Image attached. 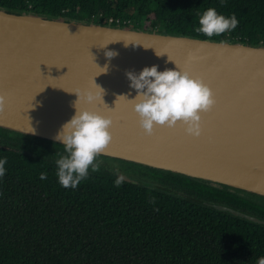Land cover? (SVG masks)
Returning <instances> with one entry per match:
<instances>
[{
  "label": "trees",
  "instance_id": "trees-1",
  "mask_svg": "<svg viewBox=\"0 0 264 264\" xmlns=\"http://www.w3.org/2000/svg\"><path fill=\"white\" fill-rule=\"evenodd\" d=\"M239 20L211 38L196 29L208 8ZM0 8L48 18L264 46V0H0ZM110 19L114 22L110 23ZM120 20V23H117ZM0 264H257L264 225L220 212V204L264 220L225 186L166 172L191 198L99 169L75 189L60 185L62 145L0 128ZM46 179H40L41 173ZM264 200V199H263Z\"/></svg>",
  "mask_w": 264,
  "mask_h": 264
},
{
  "label": "water",
  "instance_id": "water-1",
  "mask_svg": "<svg viewBox=\"0 0 264 264\" xmlns=\"http://www.w3.org/2000/svg\"><path fill=\"white\" fill-rule=\"evenodd\" d=\"M107 51L117 55L108 58ZM175 63L215 94V106L201 114L198 138L179 122L145 135L134 111L137 91L126 72L152 66L179 71ZM84 90L101 99L77 107L113 120V140L99 156L264 198V46L0 8V94L7 100L1 129L63 146L55 137L75 115ZM207 205L264 225L226 205Z\"/></svg>",
  "mask_w": 264,
  "mask_h": 264
},
{
  "label": "clouds",
  "instance_id": "clouds-1",
  "mask_svg": "<svg viewBox=\"0 0 264 264\" xmlns=\"http://www.w3.org/2000/svg\"><path fill=\"white\" fill-rule=\"evenodd\" d=\"M238 24L235 14L225 17L210 7L200 16V27L196 31L211 38L235 30ZM156 54L161 56L157 52ZM116 55L113 51L106 52L108 58ZM169 61L172 60L169 58ZM176 66L180 69L177 64ZM103 70L106 72L107 66ZM126 76L131 82L130 87L137 91L135 100L131 101L134 102V111L139 116V125L145 135H153L157 126L174 128L179 122L188 135L197 138L201 136V114L211 111L216 104L214 92L202 78L193 77L188 71L181 69H166L161 72L158 71V66L145 67L139 74L128 71ZM77 95L79 99L75 103V115L62 126L55 137L63 143L64 148V154H60L55 162L58 169L56 175L62 187L72 189L89 177L90 170L99 171L102 161L98 157L113 140L110 132L113 120L110 117L77 107L81 102L95 103L101 99L100 94L84 90ZM6 103V97L0 94V115L5 113ZM6 163V158L0 159V178L6 174ZM46 178L47 173H41L40 179ZM122 179L120 177L116 180L117 186L122 183ZM257 264H264V257L259 258Z\"/></svg>",
  "mask_w": 264,
  "mask_h": 264
},
{
  "label": "rangeland",
  "instance_id": "rangeland-1",
  "mask_svg": "<svg viewBox=\"0 0 264 264\" xmlns=\"http://www.w3.org/2000/svg\"><path fill=\"white\" fill-rule=\"evenodd\" d=\"M0 140H3V138H0ZM98 159L102 161L100 169L105 170L116 177H122L127 181L143 184L161 191H174L171 190L173 188L170 185L158 180L169 177L166 172L102 156H99Z\"/></svg>",
  "mask_w": 264,
  "mask_h": 264
},
{
  "label": "flooded vegetation",
  "instance_id": "flooded-vegetation-1",
  "mask_svg": "<svg viewBox=\"0 0 264 264\" xmlns=\"http://www.w3.org/2000/svg\"><path fill=\"white\" fill-rule=\"evenodd\" d=\"M172 188L173 189H171V190H174V191H171V193H174V194H178V195H181V196H185V197L191 198V196L189 195V193L188 192H185L183 186H180V187L177 186L176 187V185H175V187H172ZM232 192L233 193H237L241 198H246L247 200L252 201L256 205H262V204H264V200H263L264 198H262V197H259V196H256V195H252V194H248L246 192H244V193L235 192V191H232Z\"/></svg>",
  "mask_w": 264,
  "mask_h": 264
},
{
  "label": "built area",
  "instance_id": "built-area-1",
  "mask_svg": "<svg viewBox=\"0 0 264 264\" xmlns=\"http://www.w3.org/2000/svg\"><path fill=\"white\" fill-rule=\"evenodd\" d=\"M109 21H110V23H113L114 22L113 19H110ZM117 23H120V20H117Z\"/></svg>",
  "mask_w": 264,
  "mask_h": 264
}]
</instances>
